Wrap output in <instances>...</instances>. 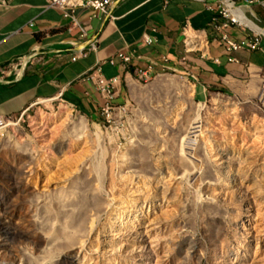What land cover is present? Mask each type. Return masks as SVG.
Wrapping results in <instances>:
<instances>
[{"label":"rangeland","instance_id":"rangeland-1","mask_svg":"<svg viewBox=\"0 0 264 264\" xmlns=\"http://www.w3.org/2000/svg\"><path fill=\"white\" fill-rule=\"evenodd\" d=\"M258 75L199 99L129 83L110 122L59 99L0 119V264H264Z\"/></svg>","mask_w":264,"mask_h":264},{"label":"crops","instance_id":"crops-1","mask_svg":"<svg viewBox=\"0 0 264 264\" xmlns=\"http://www.w3.org/2000/svg\"><path fill=\"white\" fill-rule=\"evenodd\" d=\"M243 11L255 26H233L228 34L236 41L258 36L259 49L228 53L214 43L206 52L186 54L183 27L209 32L212 23V12L199 1L115 0L110 15L78 9L73 21L47 7L46 0H0V119L15 117L38 101L59 99L98 120L104 99L98 85L87 79L96 68L114 81L115 105L128 103L129 83L142 92L134 72L150 66L154 75H182L198 99L205 91L238 90L264 71V7L245 6ZM120 53L131 55L129 65ZM179 83L184 81L169 76L157 85L177 88Z\"/></svg>","mask_w":264,"mask_h":264},{"label":"built area","instance_id":"built-area-1","mask_svg":"<svg viewBox=\"0 0 264 264\" xmlns=\"http://www.w3.org/2000/svg\"><path fill=\"white\" fill-rule=\"evenodd\" d=\"M169 3L173 0H165ZM203 3L205 8L212 12L213 18L210 26V31L197 30L190 25H186L182 29L185 40L193 41L192 51H185L186 54H193L203 52L208 49L212 44H221L228 53H233L240 50L255 51L259 49L260 39L258 36L248 38L242 41H236L232 39L228 34V29L233 26H239L251 30V24L249 19L243 11L245 6L260 5L264 7V0H195ZM115 0H46L47 7L60 10L64 17L70 18L76 21V11L78 9H90L93 12L101 15H110L111 7ZM112 17V16H111ZM83 37L86 33H83ZM153 40L149 39L148 43H152ZM95 49L96 46L92 45ZM206 52V51H205ZM205 55V54H204ZM85 56V54L83 55ZM119 57L122 59L125 65H129L132 61L131 55L120 53ZM80 56L73 57V61H77ZM185 58H183V61ZM231 61H233L231 59ZM164 63H168V59H163ZM165 69V66H164ZM135 80L140 84H148L156 77L163 74H153V67L150 66L147 69H136ZM87 79L94 81L102 94L104 103L101 108L100 117L107 122L113 120L117 114L122 113L125 108L114 104V100L117 97V92L114 89V81L106 79L100 68L94 69L88 74ZM219 96V95H218ZM258 104L264 111V80L262 81V87L259 92ZM3 119V118H1Z\"/></svg>","mask_w":264,"mask_h":264},{"label":"bare ground","instance_id":"bare-ground-1","mask_svg":"<svg viewBox=\"0 0 264 264\" xmlns=\"http://www.w3.org/2000/svg\"><path fill=\"white\" fill-rule=\"evenodd\" d=\"M250 24L254 25L253 21L249 20ZM193 48V41L192 40H186V49L188 51H192ZM166 76V75H164ZM169 76V75H168ZM162 77L161 75L158 76L156 79ZM202 129L201 126L198 124V122H194L193 126L191 127V129L188 132V137H187V141L185 144H188L189 146V150H192V147L196 144L197 142V137L200 135ZM195 137V140L191 141L193 138ZM97 138L100 141L101 140V136L100 133L97 134ZM245 227V224H243V228ZM67 257H64V259H66Z\"/></svg>","mask_w":264,"mask_h":264}]
</instances>
